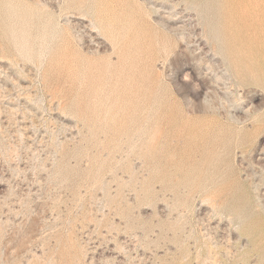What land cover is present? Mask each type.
<instances>
[{"label": "rangeland", "instance_id": "obj_1", "mask_svg": "<svg viewBox=\"0 0 264 264\" xmlns=\"http://www.w3.org/2000/svg\"><path fill=\"white\" fill-rule=\"evenodd\" d=\"M0 264H264V0H0Z\"/></svg>", "mask_w": 264, "mask_h": 264}]
</instances>
